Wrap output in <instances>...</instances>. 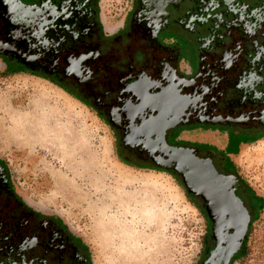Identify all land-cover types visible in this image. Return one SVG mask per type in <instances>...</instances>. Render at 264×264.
Instances as JSON below:
<instances>
[{
	"label": "flooded vegetation",
	"instance_id": "flooded-vegetation-1",
	"mask_svg": "<svg viewBox=\"0 0 264 264\" xmlns=\"http://www.w3.org/2000/svg\"><path fill=\"white\" fill-rule=\"evenodd\" d=\"M99 2L0 0L3 71L81 99L111 128L127 166L182 182L174 149L190 150L223 185L205 199L187 190L205 217L197 264H248L264 239L252 221L254 203L264 199L224 152L229 133L264 138V0H126L116 25L103 20ZM170 6L183 9L172 31ZM162 32L175 37L161 42ZM187 33L198 36L195 72L176 43ZM203 135L216 141L196 138ZM220 203L229 216L218 212ZM0 264H92L63 221L16 193L1 159Z\"/></svg>",
	"mask_w": 264,
	"mask_h": 264
},
{
	"label": "rangeland",
	"instance_id": "rangeland-1",
	"mask_svg": "<svg viewBox=\"0 0 264 264\" xmlns=\"http://www.w3.org/2000/svg\"><path fill=\"white\" fill-rule=\"evenodd\" d=\"M99 1L103 20L119 23L126 0ZM168 11L166 28L172 31L173 18L183 9L170 6ZM174 35L162 32L159 41ZM197 38L187 33L176 40L184 64L193 72L198 66ZM3 70L0 63V159L25 203L63 221L82 242L92 264L198 263L204 212L179 179L123 164L113 131L91 108L45 79L11 76ZM37 115L49 118L51 125L41 122V131L33 129L30 121ZM260 136L229 133L224 153L235 156L244 178L264 199V138L253 143ZM215 137L224 143L219 134ZM215 137L196 138L210 143ZM263 203H254L252 209L260 238ZM257 251L256 258L255 253L247 258L248 264H264V239Z\"/></svg>",
	"mask_w": 264,
	"mask_h": 264
},
{
	"label": "water",
	"instance_id": "water-1",
	"mask_svg": "<svg viewBox=\"0 0 264 264\" xmlns=\"http://www.w3.org/2000/svg\"><path fill=\"white\" fill-rule=\"evenodd\" d=\"M173 161L176 163L175 171L182 176V183L185 188L194 196H201L205 199L206 196L214 193L220 195L223 191V185L218 183L219 178L215 175L213 169L206 163L202 164L201 160L195 158L192 152L188 149H174ZM221 185V186H220ZM217 195V196H218ZM218 212L222 215L229 216L228 208L220 203ZM241 230L246 228V225H241L238 222V228Z\"/></svg>",
	"mask_w": 264,
	"mask_h": 264
},
{
	"label": "bare ground",
	"instance_id": "bare-ground-1",
	"mask_svg": "<svg viewBox=\"0 0 264 264\" xmlns=\"http://www.w3.org/2000/svg\"><path fill=\"white\" fill-rule=\"evenodd\" d=\"M41 114V113H40ZM30 121V120H29ZM41 122L43 123V124H50L51 125V122H50V120H49V118H43L42 117V115L41 116H39V115H37L35 118H32L31 119V121H30V123H32L33 124V129H38L39 131H41L42 130V126H41ZM122 173H124V172H122ZM124 175V174H123ZM118 176V175H117ZM127 177V176H126ZM120 178H122V177H120ZM134 180V179H133ZM66 182H68V181H66L65 180V183ZM130 182H131V180H130ZM68 183H70V182H68ZM126 182L123 180V184L122 185H124ZM129 183V182H128ZM67 184V183H66ZM63 185H64V183H63ZM66 187H69V186H66ZM113 198V197H112ZM129 232H131V230L129 231Z\"/></svg>",
	"mask_w": 264,
	"mask_h": 264
},
{
	"label": "trees",
	"instance_id": "trees-1",
	"mask_svg": "<svg viewBox=\"0 0 264 264\" xmlns=\"http://www.w3.org/2000/svg\"><path fill=\"white\" fill-rule=\"evenodd\" d=\"M71 95V94H70ZM73 96V95H72ZM74 98H76L77 100H79L80 102H82L83 104H85L81 99H79V98H77V97H75V96H73ZM88 107V106H87ZM188 197L192 200V198L190 197V195L188 194ZM261 199H263V198H261Z\"/></svg>",
	"mask_w": 264,
	"mask_h": 264
},
{
	"label": "crops",
	"instance_id": "crops-1",
	"mask_svg": "<svg viewBox=\"0 0 264 264\" xmlns=\"http://www.w3.org/2000/svg\"><path fill=\"white\" fill-rule=\"evenodd\" d=\"M108 195V194H107ZM106 193L104 194L106 201L109 203L111 201V198L109 196H107Z\"/></svg>",
	"mask_w": 264,
	"mask_h": 264
}]
</instances>
